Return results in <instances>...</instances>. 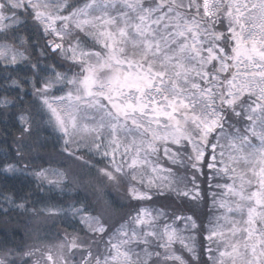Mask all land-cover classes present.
<instances>
[{
  "label": "snow or ice",
  "instance_id": "obj_1",
  "mask_svg": "<svg viewBox=\"0 0 264 264\" xmlns=\"http://www.w3.org/2000/svg\"><path fill=\"white\" fill-rule=\"evenodd\" d=\"M29 28L45 40L40 56L55 54L68 71L32 60ZM18 65L26 79L12 85L31 87L67 164L99 157V175L117 188L127 181L138 202L200 200L206 182L214 214L204 264H264V0H0V67ZM19 119L22 140L34 118ZM27 147L45 145L21 143L17 156ZM26 169L0 163L5 180ZM31 175L59 189L70 179L50 167ZM5 199L0 216L14 203ZM32 212L78 218L90 240L0 242V264H201L191 216L139 206L113 227L82 206Z\"/></svg>",
  "mask_w": 264,
  "mask_h": 264
},
{
  "label": "trees",
  "instance_id": "obj_2",
  "mask_svg": "<svg viewBox=\"0 0 264 264\" xmlns=\"http://www.w3.org/2000/svg\"><path fill=\"white\" fill-rule=\"evenodd\" d=\"M22 35L33 36L32 44L36 50L32 54V60L40 59L41 64H61L58 71H68L67 62L60 60L55 54L50 53L47 58L40 56V48L44 47L45 40L38 33H33L32 29H26ZM26 66H17V70L4 71L0 67V163L8 161L16 163L18 167L23 164L28 165L27 174H18L7 180L0 174V208L6 204V197L14 201L7 204L9 214L0 216V242H7L9 247H24L31 245L37 238L55 243L63 239L65 233L78 234L82 240H90L84 226L79 223L78 218L71 215L62 214L50 217L44 214L40 217L34 216L32 209H41L47 206L67 208L69 205L84 207L92 215H101L113 227L119 225L139 206L150 209L162 208L171 216L173 213L181 216H191L195 219L199 228L192 230L197 241V252L201 258V264L207 260L204 246L206 241L209 221L213 216L211 197L208 195L209 188L206 182L201 181L200 190L202 199L191 200L187 197L176 198L174 194L164 196H154L151 201L138 202L129 200L123 205L112 207L115 212L108 211V205L100 200V196L92 187L93 167L104 164L99 157L85 156L84 161H74L70 165L63 159L60 146L56 140V133L40 122L38 115L39 100L32 95L31 87L25 85L23 91L12 85V80L23 81L26 79ZM78 71V69H73ZM71 74V73H69ZM7 100V105L2 101ZM31 113L34 118L33 134L25 135L21 140L20 115ZM39 141L45 145L37 154L31 147L23 149V154L17 156L16 150L21 143L31 145ZM19 162V163H18ZM58 168L69 173L70 179L62 188H52L46 183H41L31 175V171L37 168ZM183 172V170H181ZM214 182V181H213ZM23 204L20 208L17 205ZM176 226L183 228L184 222L177 221ZM112 229L110 228L109 231ZM185 232V235H188ZM107 233L103 238H97L100 243V250L103 249L102 240L107 238ZM178 254H182L186 260L190 261V254L181 249L177 244ZM97 250L93 244V251Z\"/></svg>",
  "mask_w": 264,
  "mask_h": 264
},
{
  "label": "rangeland",
  "instance_id": "obj_3",
  "mask_svg": "<svg viewBox=\"0 0 264 264\" xmlns=\"http://www.w3.org/2000/svg\"><path fill=\"white\" fill-rule=\"evenodd\" d=\"M103 166L104 164L100 166L95 165L93 167V176L91 178L92 187L100 196V200L105 202L108 206L111 205L112 207H116L123 205L129 200L126 195L127 181H122L118 188L113 187L110 183H107L105 178L98 173V169Z\"/></svg>",
  "mask_w": 264,
  "mask_h": 264
}]
</instances>
